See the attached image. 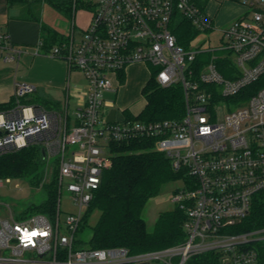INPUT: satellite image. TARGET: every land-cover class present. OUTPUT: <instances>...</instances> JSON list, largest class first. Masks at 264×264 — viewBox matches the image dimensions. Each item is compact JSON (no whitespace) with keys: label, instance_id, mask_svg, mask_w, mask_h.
<instances>
[{"label":"built area","instance_id":"obj_1","mask_svg":"<svg viewBox=\"0 0 264 264\" xmlns=\"http://www.w3.org/2000/svg\"><path fill=\"white\" fill-rule=\"evenodd\" d=\"M234 1L247 11L222 32L218 46H194L195 37L185 47L174 33L181 18L198 34L214 29L205 9L191 0H96L88 27L73 24L69 38L51 51L88 83L86 102L70 128L67 110L22 104L36 89L16 85V106L0 112V154L30 143L56 150L59 189L69 193L76 212L62 221L60 200L51 217L0 216V264H259L249 245L264 240V229H231L264 192V0ZM12 50L18 56L26 52ZM135 64L152 66L160 87L183 89L180 118L146 121L139 118L143 109H122L118 119L116 109L115 119L108 121L115 108L104 112L105 103H114L104 94L116 93L115 83ZM131 141L147 142L184 174L173 201L186 215L185 240L139 253L125 247L79 248L77 233L112 167L111 147ZM68 146L77 150L66 159ZM10 180L0 178V187Z\"/></svg>","mask_w":264,"mask_h":264},{"label":"trees","instance_id":"obj_2","mask_svg":"<svg viewBox=\"0 0 264 264\" xmlns=\"http://www.w3.org/2000/svg\"><path fill=\"white\" fill-rule=\"evenodd\" d=\"M53 7L68 14H74L79 7L92 5L86 0H46ZM200 7H205L206 0H191ZM10 6L21 8L20 19L36 21L41 24L42 45L46 49L62 45L67 39L59 36L52 28H45L41 23L39 1L8 0ZM174 33L179 44L187 47L198 31L191 23L181 18L175 25ZM206 59L210 55L205 56ZM220 70L228 76L223 63ZM121 76V82H124ZM146 104L140 114L142 120L160 121L180 118L184 113V91L180 86L162 88L156 81L155 72L142 90ZM22 104L38 103L44 107V99L34 94L21 100ZM49 103V101H48ZM16 104L15 97L11 102L0 105V112L11 109ZM45 104V103H44ZM60 109L59 103L53 107ZM30 143L20 150H12L0 154V178H30L35 187L46 191V199L29 210L51 217L56 213L61 200L58 185V164L47 165L46 151L38 145ZM112 167L102 178L90 207L83 219V227L87 226L95 211L100 212L97 223L92 227L88 246L91 248L125 247L132 253L159 250L170 247L185 240L183 224L185 212L176 207L160 214L153 231H148L143 218L148 201L161 193L162 187L170 182L185 179L182 172H175L170 160L162 153L151 150L147 142L131 141L114 144ZM47 167L54 170L51 179ZM264 229V192L255 196L250 214L231 229V233H245ZM257 252L259 264H264V240L249 245Z\"/></svg>","mask_w":264,"mask_h":264},{"label":"rangeland","instance_id":"obj_3","mask_svg":"<svg viewBox=\"0 0 264 264\" xmlns=\"http://www.w3.org/2000/svg\"><path fill=\"white\" fill-rule=\"evenodd\" d=\"M32 1V0H29ZM40 3V14L41 23L45 28L54 29L59 36H63L66 39L69 38V30L72 28L74 19L79 23L82 18V14L87 18L86 13H90L95 7L96 0H86L92 5V8L85 7L80 8L73 14H71L53 7L46 0H34ZM205 13L212 18L214 29L209 31H202L196 36L193 41V45L202 44L204 46H218L220 44V39L222 37V32L227 30L234 21L241 18L247 11L244 6L234 0H206V5L204 7ZM83 11V13H82ZM70 35V34H69ZM76 41L81 37L79 30L75 32ZM129 75L127 77V82L125 85L121 86L117 82L115 86L117 92H106L104 98L106 102H114L113 104L104 105V112L108 113L110 108L117 109V118L122 119L123 114L122 109H128L133 112L141 111L146 100L141 92V89L136 88L139 82H145L150 77L152 66H132L129 67ZM73 82L80 87L87 88L88 83L82 72L75 70L73 71ZM124 84V83H123ZM143 84V86H144ZM42 92H44L42 90ZM44 94V93H43ZM60 99V98H59ZM60 105L63 110L65 109V99L61 96ZM84 105V104H83ZM82 105V106H83ZM79 106V101L77 98H71L69 102L68 114L70 118H74L75 112ZM39 146L46 151L47 154V165H53L57 161L59 162L60 157L56 154V150L50 151L44 146V144L39 143ZM77 150V146H68L67 157L70 152ZM49 171V179H51L54 170L51 167H47ZM183 187V183L180 180L173 181L165 184L161 193L152 199H150L144 209L143 218L146 222L148 231H153L156 222L161 213L176 208V204L173 201V196L175 192ZM46 199V191L42 187H35L31 184L30 178H13L10 182H4L0 187V216L3 219H7L12 214L14 217L19 218L21 215L26 213H31L29 209L35 205L42 203ZM76 212V208L72 205L71 197L66 190H63L61 194V220L64 221L66 216L70 213ZM100 216L99 211H95L90 220L86 225L83 224L77 233L76 238L79 240L78 247L86 248L88 247V241L91 238L92 227L97 223Z\"/></svg>","mask_w":264,"mask_h":264},{"label":"crops","instance_id":"obj_4","mask_svg":"<svg viewBox=\"0 0 264 264\" xmlns=\"http://www.w3.org/2000/svg\"><path fill=\"white\" fill-rule=\"evenodd\" d=\"M20 12V7L10 6L8 0H0V105L12 101L15 97L17 84H29L36 89L34 93L35 97L44 99V107H53V103L60 104L61 96L64 97V110L61 107L60 109L43 108L49 111H59L62 113H65L67 110L68 114L71 98H77L79 106H82L86 102L88 86L85 89L73 82V71L77 69H71L64 58L54 57L51 54L52 48L46 49L42 45L39 52H35L43 40L41 35V24L36 21L20 19ZM86 14H88L87 18L82 14L79 23L74 19L73 24L77 29H85L88 27L91 14ZM70 32L71 29L69 30V34ZM14 48L26 49V52L18 56L13 52L12 49ZM8 56H12L14 59L7 60ZM143 65L144 64H135L132 66ZM128 71L124 76V82L120 81L118 83L119 85L123 86L127 82V77L129 75ZM150 78L151 72L145 84L144 82H139L136 86L137 90L142 87V92ZM42 90L44 92H42ZM31 105L41 106L38 103ZM15 106L9 110H12ZM73 117L74 118H70L68 114V128L77 124L75 115Z\"/></svg>","mask_w":264,"mask_h":264},{"label":"water","instance_id":"obj_5","mask_svg":"<svg viewBox=\"0 0 264 264\" xmlns=\"http://www.w3.org/2000/svg\"><path fill=\"white\" fill-rule=\"evenodd\" d=\"M116 109H112L108 118V121H113L115 119ZM1 135V133H0Z\"/></svg>","mask_w":264,"mask_h":264}]
</instances>
